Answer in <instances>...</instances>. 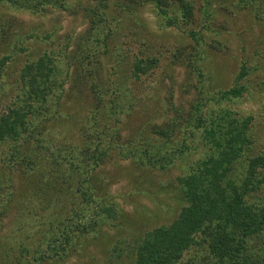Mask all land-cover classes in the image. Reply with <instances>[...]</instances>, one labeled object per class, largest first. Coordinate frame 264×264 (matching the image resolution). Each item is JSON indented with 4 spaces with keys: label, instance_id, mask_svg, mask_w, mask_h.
I'll return each instance as SVG.
<instances>
[{
    "label": "trees",
    "instance_id": "1",
    "mask_svg": "<svg viewBox=\"0 0 264 264\" xmlns=\"http://www.w3.org/2000/svg\"><path fill=\"white\" fill-rule=\"evenodd\" d=\"M121 1L124 10L133 3L154 5L168 26L190 23L195 15V0ZM83 5L0 0V232L8 231L0 237L1 264L65 261L82 247V236L112 225L117 202L102 169L128 159L166 174L177 170L166 182L181 207L171 222L133 239L125 264H264V147L254 117L230 106L249 91L251 77L259 78L257 68L243 60L242 83L207 89L188 107L169 97L163 121L149 120L124 137L139 99L129 78L101 68L91 50L81 54L80 41L72 50L71 39L15 28V15L3 13L81 7L90 19L84 41L107 42L111 27L100 25L111 21L110 0ZM199 10L205 19L189 35L197 46L191 52L201 60L205 31L215 29L208 0ZM156 61L135 63L133 85L152 73ZM15 209L23 217L12 229L8 216Z\"/></svg>",
    "mask_w": 264,
    "mask_h": 264
},
{
    "label": "rangeland",
    "instance_id": "2",
    "mask_svg": "<svg viewBox=\"0 0 264 264\" xmlns=\"http://www.w3.org/2000/svg\"><path fill=\"white\" fill-rule=\"evenodd\" d=\"M204 1L195 0L192 22L168 26L152 4L133 3L124 10L125 3L121 1L118 4L117 0V4L121 5L118 6L116 1L110 0L108 14L111 21L100 25L106 30L111 27L107 30L110 31V38L98 44L96 41L86 43L83 39L90 27V19L81 7L49 9L43 14L5 8L3 13L15 15V28L40 36L53 32L57 41L71 39L72 50L80 41L78 49L84 47L81 54L88 56L91 50L90 57L96 56L101 68L116 72L121 80L129 78V84L138 93L139 99L124 137L149 120L163 121L166 118L163 112L166 106L163 105L169 97L178 107H188L206 96L207 89L219 91L242 83L240 67L243 60L248 61L250 66L257 68L259 78L257 74L251 77L249 91L236 97L230 106L240 115L254 117L257 123L255 135L264 147V0L247 6H240L238 0H208L211 11L208 20L209 23L212 21L215 30L207 28L205 31L207 40L202 48H198L202 50L199 60L191 52L197 46L189 34L197 32L202 26L205 14L199 6ZM82 3L86 7L95 6V0H82ZM79 57L81 59L80 54ZM148 57H157L152 73L133 85L131 75L135 63ZM81 64H85L83 60ZM201 91L205 94L202 95ZM202 149L200 143L197 152ZM102 172L111 182L109 189L117 202V219L112 225H103L100 234L82 236L80 250L56 264H125L133 239L155 226L171 222L179 212L181 203L175 196L176 191L166 182L175 180L177 170L166 174L140 167L128 159L109 163ZM13 212L8 216V227L12 229L11 225L23 217L21 209ZM7 232H0V237ZM119 251H122L120 255ZM2 253L0 251V264Z\"/></svg>",
    "mask_w": 264,
    "mask_h": 264
}]
</instances>
